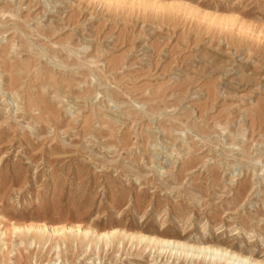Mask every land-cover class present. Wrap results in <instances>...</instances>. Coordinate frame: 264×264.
<instances>
[{"label": "rangeland", "instance_id": "1", "mask_svg": "<svg viewBox=\"0 0 264 264\" xmlns=\"http://www.w3.org/2000/svg\"><path fill=\"white\" fill-rule=\"evenodd\" d=\"M0 223V264L264 262V0H0Z\"/></svg>", "mask_w": 264, "mask_h": 264}, {"label": "bare ground", "instance_id": "2", "mask_svg": "<svg viewBox=\"0 0 264 264\" xmlns=\"http://www.w3.org/2000/svg\"><path fill=\"white\" fill-rule=\"evenodd\" d=\"M108 3L113 2L114 0H106ZM118 2V1H116ZM226 25L225 28H229L228 19L231 18L230 16H223L220 17ZM243 28H240L242 31ZM81 66V65H80ZM1 226V223H0ZM34 228V227H33ZM30 227H25V225H14L13 230L14 232L24 234L25 232L29 234ZM37 235L39 238H43V236L47 233H50V238L52 236H63L66 237L67 234H74L75 237H79L80 234H84V238H93V241H100L104 238H109L110 233H96L91 228H74L73 226H57L54 227L51 231L48 232V228L45 225H38L36 228ZM84 230V232H83ZM35 231V230H34ZM118 231V230H117ZM31 233V232H30ZM117 233V232H113ZM118 234V233H117ZM116 234V235H117ZM1 235V229H0ZM114 235V234H112ZM55 236V237H56ZM126 237H129L132 240H135L138 245L144 244V249L151 248L155 251H162L168 252L170 256H183L185 259L191 260H198L203 259L207 262V264H216L219 262H224L227 264H264L262 260L253 259L251 256L244 254L241 251L233 250L232 248H226L223 246L222 243H205L202 241H196L193 239H180L178 236L172 235H163V236H146L140 232L136 233L135 235L132 234H125ZM62 238V239H63ZM60 239V238H59ZM81 239V238H80ZM95 239V240H94ZM92 242V239H91Z\"/></svg>", "mask_w": 264, "mask_h": 264}]
</instances>
